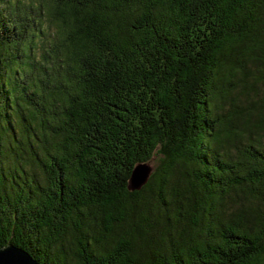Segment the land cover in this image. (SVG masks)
<instances>
[{
  "label": "trees",
  "instance_id": "1",
  "mask_svg": "<svg viewBox=\"0 0 264 264\" xmlns=\"http://www.w3.org/2000/svg\"><path fill=\"white\" fill-rule=\"evenodd\" d=\"M9 244L40 264H264V0H0Z\"/></svg>",
  "mask_w": 264,
  "mask_h": 264
},
{
  "label": "water",
  "instance_id": "2",
  "mask_svg": "<svg viewBox=\"0 0 264 264\" xmlns=\"http://www.w3.org/2000/svg\"><path fill=\"white\" fill-rule=\"evenodd\" d=\"M151 172V167L145 163H137L131 173L129 189H138L144 184ZM0 264H40L23 248L9 244L0 248Z\"/></svg>",
  "mask_w": 264,
  "mask_h": 264
},
{
  "label": "rangeland",
  "instance_id": "3",
  "mask_svg": "<svg viewBox=\"0 0 264 264\" xmlns=\"http://www.w3.org/2000/svg\"><path fill=\"white\" fill-rule=\"evenodd\" d=\"M42 44V43H41ZM37 56V55H36ZM39 57V59H41V56L39 55V56H37V58Z\"/></svg>",
  "mask_w": 264,
  "mask_h": 264
}]
</instances>
